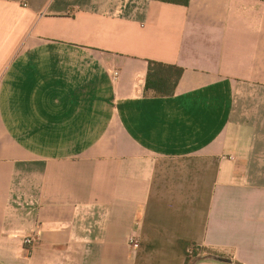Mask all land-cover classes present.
Masks as SVG:
<instances>
[{"label":"crops","instance_id":"obj_1","mask_svg":"<svg viewBox=\"0 0 264 264\" xmlns=\"http://www.w3.org/2000/svg\"><path fill=\"white\" fill-rule=\"evenodd\" d=\"M185 262L264 264V0H0V264Z\"/></svg>","mask_w":264,"mask_h":264},{"label":"trees","instance_id":"obj_2","mask_svg":"<svg viewBox=\"0 0 264 264\" xmlns=\"http://www.w3.org/2000/svg\"><path fill=\"white\" fill-rule=\"evenodd\" d=\"M157 1L186 6L189 0H157ZM182 71H183L182 68L173 64L148 60L145 85H144L145 93L150 92L153 96H157V97H168L173 95ZM208 255H210L213 258H218V256L213 254H208ZM219 258H222L224 261H229L227 258H223V256ZM185 264H187V262H185ZM234 264H239V263L235 262Z\"/></svg>","mask_w":264,"mask_h":264},{"label":"built area","instance_id":"obj_3","mask_svg":"<svg viewBox=\"0 0 264 264\" xmlns=\"http://www.w3.org/2000/svg\"><path fill=\"white\" fill-rule=\"evenodd\" d=\"M35 242H36V235L34 233L30 235H24L22 238L23 245L28 247L32 246ZM134 242H135L134 238L129 239L130 244H134Z\"/></svg>","mask_w":264,"mask_h":264},{"label":"water","instance_id":"obj_4","mask_svg":"<svg viewBox=\"0 0 264 264\" xmlns=\"http://www.w3.org/2000/svg\"><path fill=\"white\" fill-rule=\"evenodd\" d=\"M217 260H219V261H224L222 258H216Z\"/></svg>","mask_w":264,"mask_h":264}]
</instances>
